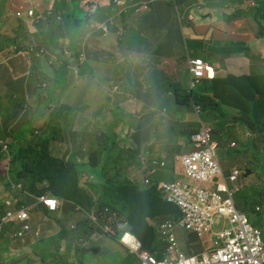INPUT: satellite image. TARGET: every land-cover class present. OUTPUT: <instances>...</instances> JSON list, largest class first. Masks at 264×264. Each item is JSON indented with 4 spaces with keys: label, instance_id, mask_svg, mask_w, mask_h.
<instances>
[{
    "label": "crops",
    "instance_id": "1",
    "mask_svg": "<svg viewBox=\"0 0 264 264\" xmlns=\"http://www.w3.org/2000/svg\"><path fill=\"white\" fill-rule=\"evenodd\" d=\"M11 1L5 0V8H0V23H3L0 26V58H6L3 62L0 60V71L9 70V75L6 74L2 83L0 78V104L8 98L10 92L22 94L26 92L27 79L18 78L23 71L19 68L14 69L11 64L13 63L12 58L18 55L26 60V53L23 49L31 45V34L36 31L33 26L34 13L29 16L28 11L29 9L34 11L33 3L39 0H17L25 3L17 10L12 8ZM177 1L178 5L168 0H134L133 2H143V9L139 11H134L132 8L127 11L123 10L114 3V0H69L66 4L68 10L71 11L79 4L78 16L90 21L81 28V39L78 40L76 46L84 51L83 59L88 58L94 64L109 67V69L101 67L99 82L95 87L97 97L104 95L101 102L108 104L117 98L114 90L124 89L129 92V89L132 90V87H135L134 94L124 101L126 110L139 116L149 113L154 122L164 129L162 137L153 141L147 139L149 130L155 127L153 121L146 123L144 130L137 134H132L128 126L117 128V140L123 141L125 148L137 156L128 161L129 167L123 176L129 178L141 190L147 188L146 180L156 185L158 190L161 184L180 181L183 175L182 166L177 158L192 149L191 138L194 132L200 129L198 123L201 121L205 124L213 123L210 125L214 127V140L220 147L218 160L223 171L230 173L235 169L241 170L245 174L244 179L252 181L254 171L244 169L248 155L243 152L245 151L244 145L249 142L251 135L246 133L242 127L241 111L230 105H223L217 109V112L212 111L208 115L197 114L193 106H182L175 101L172 87L179 86L190 91L192 77L188 62L194 58L203 59L214 66L216 70V80H214L219 82L217 92L222 99L236 96L239 93L229 83L224 85L230 77L237 79L247 76L263 77L264 37H259L261 25L257 6L261 7L264 0ZM24 12L28 17L24 16ZM20 13L23 16L18 18ZM67 15L72 14L67 12ZM62 20L48 28L47 32L55 31L63 39V33L65 35L70 33L71 24L69 18L63 22ZM23 22H26L28 26L24 27ZM11 23L16 26L9 27ZM104 28L117 36L109 38L111 41L106 44H104L103 36L108 32L105 34ZM121 31H124L126 36L124 43L120 42L119 36L123 33ZM87 37L92 38V43L98 48L90 47V43L86 41ZM142 37L146 38L144 43L132 42ZM13 39L17 40L16 44H12ZM114 44L118 46L112 47ZM20 48H22L21 51H17ZM127 66L130 71L125 74ZM131 71L136 78L135 84L129 81ZM113 76L119 80L118 86H112ZM205 84L213 85L211 82ZM150 88L156 93L149 94ZM209 93L214 94L211 91ZM85 108L87 107L79 110L74 104L61 100L48 112L49 114H44L39 118L30 116L29 120L23 121L25 116L19 108L16 112L11 110L9 113L8 102L4 108L0 109V128L5 129L15 124L16 131L19 133L17 137L22 138L25 135L21 146L36 145L39 139L52 138L55 130L52 134L51 128H60L62 138L60 141L53 142L52 149L56 156L69 159L77 150L82 112ZM122 116L121 119L126 118L123 114ZM44 118H47L46 122L42 123L34 136L24 134L29 125ZM237 128H239L236 131L238 136L235 137L233 132ZM152 137L154 138L155 135ZM97 139L98 147H100L103 138L98 136ZM240 139H243L241 147H239ZM233 142H236V148L231 147ZM161 163H164L165 167H161ZM8 170L9 164L0 174V202L4 207V214L8 210L3 202L4 197L10 201L13 200L15 206L19 203L21 207L28 208L31 239L25 241L28 235L22 241L17 237L21 222L5 225L0 233V264H87L86 253L91 246L87 247L85 241L87 238L90 239L89 232L104 234L103 236L108 237L115 246L118 245V239L110 238L105 229L102 230L97 226L100 221L94 220L86 228L89 222L85 221V215L74 210L70 202L61 203L56 211H52L45 207L41 203V197L31 193L22 181L11 183L10 189H6V182L10 180L7 175ZM87 178L91 179V177ZM216 182L217 180L214 184ZM161 197L163 199L162 195ZM255 197L256 209L245 207V210L240 211L247 214L249 210L252 213L249 220L256 229L262 232L264 238V190H256ZM178 211L179 220L169 216L149 220V225L156 230L158 241L165 248L163 258L168 255L167 243L160 239L158 227L168 221L182 223L183 216L179 209ZM33 212L37 214V220L32 222ZM4 214L0 221L4 218ZM223 227L222 221L218 220L215 232L205 237H200L195 231L177 228L175 236L178 241V250L194 258L213 255L215 248L212 240ZM8 234L15 235L14 239L11 235L13 241L15 240L13 247H10ZM94 245L96 247L92 249V254L88 256V259L93 260V264H103L105 258L99 254L100 247ZM34 247L40 248L42 252L34 250ZM112 257L113 255H109L110 259ZM98 258L101 261H98ZM127 264H140V262L132 260V256L129 255Z\"/></svg>",
    "mask_w": 264,
    "mask_h": 264
},
{
    "label": "trees",
    "instance_id": "2",
    "mask_svg": "<svg viewBox=\"0 0 264 264\" xmlns=\"http://www.w3.org/2000/svg\"><path fill=\"white\" fill-rule=\"evenodd\" d=\"M68 1L46 0L49 8L47 7L42 12L35 5L33 6V26L36 31L31 34V45L27 47L30 52L36 53L33 49V37L39 36L45 27L42 41L46 47L51 48L53 51L55 50V46L61 43L62 37L57 35L55 31L48 33L47 29L55 26L56 23L67 16V12L72 14L70 15L73 21L70 29L71 35L74 38L80 36L81 28L90 21L78 16L77 9L79 4L73 11L68 10L66 7ZM133 1L114 0V3L126 11L129 8L134 9V11L141 10L140 6L143 2ZM168 1L174 5L179 3L177 0ZM4 3L5 0L0 1V8H5ZM257 13L259 14L258 18L261 25L259 37H264V4H261V7L257 6ZM121 32L123 33L119 37L121 38L120 42H123L121 36H125V34L124 31ZM137 41L142 42L144 39L142 37L140 40L135 39L132 42ZM16 43L17 40L13 39L12 44ZM76 46L71 44V48H69L71 58L69 60L66 59L61 67L62 72H60L66 78L71 74L70 70H83V67L88 62L84 59H76L81 57V52ZM21 49L17 51H21ZM75 62H79V65H72ZM100 66H104L106 69L109 68L108 65ZM215 80L204 81L195 87H191L190 91H186L179 86L172 87L175 101L182 106H193L197 114L208 115L212 111L217 112V109L223 105H230L239 109L241 111L240 122L243 123L242 127H244L246 133L251 135L249 142L243 148L245 150L243 152L248 155V161L244 169H251V166L257 164L258 157L264 156V76L256 78L247 76L241 79L230 77V80L225 82L224 85L229 83L239 93L226 99H222L218 95L219 82ZM260 81H262V85H260ZM206 82H211L213 85L207 86ZM33 84L38 92L37 97L29 100L25 95L10 93L9 100L17 102L19 97L25 96V99L21 101V106L26 111L29 110L31 112L33 110L36 113V118H39L44 114H38V104L50 101L53 93L58 91L60 85L57 80L53 83L45 74H43L42 79L33 75ZM210 91L214 94H210ZM125 98L128 99L129 96L126 95ZM10 104L9 113L12 110ZM58 104L59 101L50 102L48 112ZM120 120H118V124L121 122ZM199 123L200 129L205 125L213 130L212 136L214 139L215 130L213 125H210L213 123L205 124L201 121ZM200 129L194 133H198ZM54 130L55 135L52 138H42L39 139L36 145L27 146H21L25 135L19 138L17 137L19 133L15 131V144L10 146L11 158L7 173L10 180L6 182V189H10L12 180L14 181L13 183L22 181L23 184L28 186L30 192L38 197L51 196L62 203L70 202L73 204V209H79L86 214V222H89L86 224V228L94 220H98L100 222L97 223V226L101 227L102 230L108 228L109 233L107 232V235L112 239H118L123 232H129L143 244L146 252L156 254L158 255V260H162L165 248L158 241L156 230L149 225V220H157L164 216L179 220L180 213L174 205L163 201L156 185H151L141 190L129 178L123 177L129 167L128 161L137 156L128 151L122 144L123 141L116 140L112 134V138L108 137L100 147H95L97 140L95 136L89 134L84 136L79 133L77 150L72 157L69 159L58 157L52 149V144L61 140L62 130L60 128H55ZM5 134L11 136L13 131L5 130ZM2 137L0 128V140H2ZM236 146V142L231 145L232 148H236ZM91 147H94L93 151L90 149ZM260 148H262V154L257 155ZM219 152L220 147L218 145L217 155ZM2 157L3 148L0 147V159ZM251 158H255L257 161H253ZM96 168H99L97 172L95 171ZM235 170L240 173V178L242 175L244 176L241 170ZM85 176L91 177V179L87 178L84 180ZM238 188L239 191L236 194L241 192L242 185L240 183H238ZM17 205L21 206L19 203ZM3 214L4 207L0 202V218ZM249 223L251 224L250 220ZM251 226L255 228L252 224ZM259 232L263 238L262 232Z\"/></svg>",
    "mask_w": 264,
    "mask_h": 264
},
{
    "label": "rangeland",
    "instance_id": "3",
    "mask_svg": "<svg viewBox=\"0 0 264 264\" xmlns=\"http://www.w3.org/2000/svg\"><path fill=\"white\" fill-rule=\"evenodd\" d=\"M10 4L12 5V8L14 10H17L21 8L22 5H25V3L17 1V0H12ZM33 4L41 12L44 11L48 7L46 0H41V1L39 0L37 2H34ZM140 9H143V5L140 6ZM33 13L34 11L32 9H29L28 15L32 16ZM22 16L23 14L20 13V16L18 18H21ZM24 16H27L25 12H24ZM67 18H69L70 24H73V21L70 15L65 16L62 22L65 21ZM23 24H24L23 25L24 27L28 26L26 22H23ZM1 25H3V23H0V26ZM15 26L16 25L13 23L9 25V27L11 28H14ZM45 29L46 27L42 29L39 36L33 37V41H34L33 49L36 52L35 54L30 52L27 48L23 49L26 53L25 57L28 62L24 60L21 57V55H18V56H15V58H12L13 63L11 65L13 66V68L14 69L19 68L20 70L23 71V74L19 75L18 78L24 79V80L27 79L25 94L13 93L14 95H25L27 99L29 100H31V98L33 97L38 96V92L35 90L34 84H33V75H36L39 79H42L43 74H45L52 80L53 83L57 80L60 85L58 91L53 93V96L51 97L50 101H47L44 103L41 102L38 104L37 106L38 114H49L48 113L49 103L57 102L61 100H65V101H68L69 103L74 104L75 108L79 110H81L84 107H87L82 112L83 118H82V124H81V134L84 136L89 134V135L95 136L96 138L98 136H102L103 142L108 137L112 138V135L117 140L116 130L120 126H128L129 128H131L130 131L132 134H137L141 132L142 130H144L145 128L144 125L146 123H148L149 121L154 122V119L152 118V116H150L149 113H144L143 115L139 116V115H135V113L131 114V112L126 110L124 101H126L127 99L125 97L126 95L131 97L134 94L135 87H132V90L129 89V92L124 89L114 90V93L117 94L116 100L112 102L110 101L108 104L107 103L103 104L101 101L104 99V95H101V97H97V91L95 87L97 83L99 82L101 67L102 68H105V67L100 66L99 64H94V62L92 60H89L88 58L84 59V60H87L88 62L83 67V70H78V69L70 70L71 74L68 75V78H66V76L63 73H61L62 72L61 67L66 59L69 60L71 58L70 56L71 52L69 51V48H71V44L77 45V42L79 39H81V37L77 36L74 38L71 35V33H68V35H65V33H63L62 34L63 39L61 43L57 44L55 46V50L53 51L51 48L46 47L42 41V36L44 34ZM107 32H108V29L105 28V34H107ZM113 37L114 38L117 37V36H114L113 32H108L107 35H104L103 36L104 44H106V42L109 41V38H113ZM121 37L123 38V43H124V38L126 36L123 35ZM143 39L144 41H142L141 43H144L146 41L145 37H143ZM86 41L90 43V47L98 48V46L92 43V38L87 37ZM137 42H140V41H137ZM137 42H133V43H137ZM117 46L118 44H114L112 47H117ZM117 51H119V49H117ZM80 52H81V57H77L76 58L77 60L83 59L84 57V51L80 50ZM10 53L13 54L12 51H10ZM59 53H61L62 55ZM3 59H6V58L1 57L0 58L1 62H3ZM72 65H79V62H75ZM128 71L130 70L127 66L125 67V74ZM8 73H9V70L0 71L1 83L3 82L4 77ZM84 81H88V82H84ZM118 81L119 80L117 79V77L113 76L112 81H111L112 86L113 85L118 86L117 84ZM129 81L133 82L134 84L136 83V78L134 74L132 73V71H131ZM10 93H8V98H7L8 100L5 99L4 102L0 104V109L4 108L9 102L11 103L10 108L12 110L16 112V109L19 108L21 112L24 114L25 119L23 121L29 120L30 116L32 118H36V113L33 110L29 112V110L26 111V109L23 106H21V101L25 99V96L19 97L17 102H11L9 100ZM155 93L156 92H154L152 88L149 89V94H155ZM0 103H1V100H0ZM122 114L126 116V118L121 119L123 117ZM119 119H121L120 120L121 122L118 124ZM46 120L47 118H44L41 120H37V123H32L31 125H29V127L27 128L24 134L34 136L36 132L39 130V128L42 126V123L46 122ZM154 124H155V127L152 130H149V133L147 134V139L156 141V138L158 139L159 137H162V132L164 133V129L161 127L160 124H156L155 122ZM9 126L10 128H8ZM9 126L6 127L5 129L1 128V132L3 135L1 139L5 141L6 143L5 145L9 144V150L4 149L3 151V157L0 159V174L4 172L5 167L10 161V158H11L10 146L11 144H15V139H16L15 131L17 130V126L15 124L13 126L11 125ZM198 126L200 128L199 123H198ZM5 130L13 131V135L11 136L6 135ZM237 130H239V128L235 129L233 132L235 137L238 136V133H236ZM53 131L54 129L51 128L52 134H53ZM230 131L232 130L230 129ZM20 135H23V134H20ZM152 135H155V137L153 138ZM242 141L243 139L239 140V147H241ZM95 147H98V139L96 140ZM90 149L93 151L94 147H91ZM261 151H262V148H260L257 155H261L262 154ZM251 159L253 161H257L255 158H251ZM250 168L251 170L254 171V177L252 181H249L248 179H244L242 175L240 178V185H242L241 192L236 194L234 197L235 206L237 207L238 210H245V207H249V208L252 207L256 209L257 206L255 205L256 203L255 191L260 190V189L262 191L264 190V156L263 155L259 156L257 164L251 166ZM98 170L99 168L95 169L96 172ZM87 177L88 176H85L84 180H86ZM80 213L85 215V213L82 211H80ZM246 215L248 218H250L252 216V213L248 210ZM34 220H37V214L35 212L32 213V222ZM105 230L106 232L109 233L108 228H105ZM8 235L10 239V247H13L15 244L14 242L15 240L13 241L10 234ZM103 235L104 234H101V233L98 234L95 232L94 234L93 232H89L88 236L90 237V239L84 235L87 238L85 241V245L87 247L91 246L88 249L89 251L86 253L87 264H93V260L88 259V256L92 254V249L96 247L94 244L100 247L99 254H101L102 257L105 258L103 259V264H127L128 256L130 255V253L121 247L119 241H118L119 246L118 245L115 246L113 242H110L108 237H105ZM30 239L31 237L30 235H28L25 238V241H28ZM34 250L40 251V248L34 247ZM109 255H113V257L110 259ZM132 260H138V259L132 256ZM98 261H101V259L98 258Z\"/></svg>",
    "mask_w": 264,
    "mask_h": 264
},
{
    "label": "built area",
    "instance_id": "4",
    "mask_svg": "<svg viewBox=\"0 0 264 264\" xmlns=\"http://www.w3.org/2000/svg\"><path fill=\"white\" fill-rule=\"evenodd\" d=\"M188 66L193 87L216 77L215 68L199 58L190 59ZM212 134L213 130L204 128L193 139L194 151L178 159L186 180L161 184L159 187L163 199L168 204L175 205L183 216L182 223L168 221L158 227L160 239L169 245L170 257L164 262H158L153 256L144 253L142 245L130 234L121 237V244L136 254L142 264H264L262 235L251 226L248 217L234 203L233 197L239 191L236 182L240 173L233 172L229 178L222 173L216 161L217 146L212 141ZM5 144L0 141L3 150L8 149ZM145 185L152 184L146 180ZM41 200L51 210L58 207L55 200ZM14 220L24 223L18 237H24L30 232V217L26 209L19 210L18 213L9 212L4 222ZM218 220L222 221L224 227L212 240L215 248L213 255L194 258L179 252L175 238L177 228L195 231L200 237L211 236ZM2 228L3 224L0 223V231Z\"/></svg>",
    "mask_w": 264,
    "mask_h": 264
},
{
    "label": "clouds",
    "instance_id": "5",
    "mask_svg": "<svg viewBox=\"0 0 264 264\" xmlns=\"http://www.w3.org/2000/svg\"><path fill=\"white\" fill-rule=\"evenodd\" d=\"M220 1H223V0H220ZM191 19V18H190ZM104 30H105V28H104ZM194 59H197V58H194ZM200 59V58H199ZM201 60H203V59H201ZM204 61V60H203ZM204 62H206V61H204ZM189 63V62H188ZM206 63H208V62H206ZM209 64V63H208ZM211 65V64H210ZM214 67V66H213ZM216 71V70H215ZM191 75V74H190ZM216 78V77H215ZM214 80V79H213ZM192 87H193V78H192ZM204 128H208L207 126H205V125H203L202 127H201V129H200V131L198 132V133H196V134H194L193 136H192V138H191V146H192V149H191V151H189L188 153H186V154H184V155H182L181 157H183V156H185V155H187V154H190V153H192L193 151H194V144H193V139H194V137H196L198 134H200L201 132H202V130L204 129ZM0 141H3L4 143H5V141L2 139V140H0ZM212 141H213V143L217 146V151H218V144L215 142V140L213 139V136H212ZM0 147H2L1 145H0ZM3 148V147H2ZM7 150H9V144H8V149ZM4 151V150H3ZM181 157H179V158H181ZM63 158V157H62ZM179 158H177V161L179 162ZM216 161H217V163H218V165H219V167H220V169H221V171H222V173L223 174H225L226 176H227V178H229L231 175H232V173L233 172H237L236 170H233V171H231L230 173H227V172H224L223 171V169H222V167H221V165H220V163H219V160H218V155H217V152H216ZM180 163V162H179ZM9 164V163H8ZM162 164H164V163H161V167H165V166H162ZM182 166V165H181ZM7 173H8V171H7ZM182 174H183V167H182ZM243 177H245V174H244V176ZM12 180V179H11ZM181 180H186L185 179V177H184V174L182 175V179ZM11 183H13V180H12V182ZM238 183H240V177H238V179H237V182H236V184H237V186H238ZM152 184V183H151ZM153 185V184H152ZM146 186V185H145ZM151 186V185H150ZM20 187H21V185H20ZM147 187H149V186H147ZM41 197V199L42 198H45V199H52V200H55V201H57L58 202V207H57V209L61 206V201L60 200H58L57 198H54V197H51V196H40ZM234 198V197H233ZM3 202H4V205L7 207V211L5 212V214H4V218L0 221V223H2L3 224V227L5 226V225H7L8 223H16V222H20L19 220H14V221H8V222H4V219L7 217V214L9 213V212H13V213H18V211L19 210H22V209H26L27 211H28V213H29V217H30V212H29V210H28V208H24V207H21V206H18L17 204H16V206H15V204H14V201L13 200H8L7 199V197H4L3 198ZM8 202L10 203V204H8ZM11 202H12V204H11ZM41 203L45 206V207H47L48 209H50L47 205H45L44 204V202L41 200ZM235 203V202H234ZM17 207V208H16ZM57 209H55V210H52V211H56ZM51 210V209H50ZM74 210H77L78 212H80V210L79 209H74ZM85 221H86V214H85ZM22 223V222H21ZM23 225H24V223H22V225H21V227H20V230L19 231H21V229H22V227H23ZM29 225H30V220H29ZM217 225H218V223H217ZM216 228V227H215ZM2 230H3V228H2ZM2 230L0 231V233L2 232ZM19 231H17V234H18V232ZM30 232H31V225H30ZM29 232V233H30ZM29 233L28 234H26L24 237H19V240L20 241H22V240H24V238L27 236V235H29ZM125 234H130L129 232H123L122 234H121V236L118 238V241H119V243H120V245L121 246H123L129 253H130V255H132V256H134V257H136L138 260H139V262H140V264H142L141 263V261H140V259H139V257L136 255V254H134V253H132L127 247H125L123 244H121V242H120V239H121V237H123ZM12 235V237H13V239H14V237H15V235H13V234H11ZM10 235V236H11ZM132 237H134L132 234H130ZM17 237H18V235H17ZM111 238V237H110ZM135 238V237H134ZM175 238H176V236H175ZM136 239V238H135ZM137 240V239H136ZM141 245H142V243L139 241V240H137ZM176 242H177V246H178V241H177V239H176ZM168 248H169V245L167 244V254H168ZM142 251L144 252V253H146V254H148V255H151V256H153L154 258H156V260L158 261V262H164L168 257H170L169 255H167L165 258H163L162 260H158V256H156V255H154V254H151V253H148V252H146L145 250H144V247H143V245H142ZM180 252V251H179ZM181 254H183L182 252H180ZM184 256H186V257H190V256H187V255H185V254H183ZM172 258H174L173 256H171Z\"/></svg>",
    "mask_w": 264,
    "mask_h": 264
}]
</instances>
